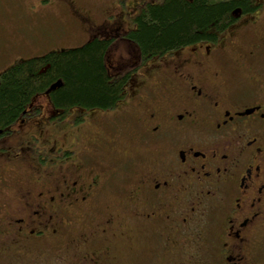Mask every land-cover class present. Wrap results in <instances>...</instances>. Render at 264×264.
Returning <instances> with one entry per match:
<instances>
[{
	"label": "flooded vegetation",
	"instance_id": "af4514ba",
	"mask_svg": "<svg viewBox=\"0 0 264 264\" xmlns=\"http://www.w3.org/2000/svg\"><path fill=\"white\" fill-rule=\"evenodd\" d=\"M10 1L0 63L66 14L107 42L118 95L57 105L59 80L0 126V264H264V0L149 55L129 33L154 0H111L100 22L75 0Z\"/></svg>",
	"mask_w": 264,
	"mask_h": 264
},
{
	"label": "trees",
	"instance_id": "16d2710c",
	"mask_svg": "<svg viewBox=\"0 0 264 264\" xmlns=\"http://www.w3.org/2000/svg\"><path fill=\"white\" fill-rule=\"evenodd\" d=\"M254 0H154L145 2L132 20L129 33L144 54L175 48L234 20L240 8L248 11ZM107 42L87 39L79 46L50 50L9 65L0 72V126L10 120L27 98L45 91L57 80V105L111 106L118 95L116 82H107L102 66Z\"/></svg>",
	"mask_w": 264,
	"mask_h": 264
},
{
	"label": "rangeland",
	"instance_id": "374dc122",
	"mask_svg": "<svg viewBox=\"0 0 264 264\" xmlns=\"http://www.w3.org/2000/svg\"><path fill=\"white\" fill-rule=\"evenodd\" d=\"M0 1H3L4 3L3 6H5L4 9L2 8L0 9V17H1L0 18V28L4 27L3 32L6 33L7 35H10V31L13 30V28H15L16 26L15 23L17 22L18 19H20V18L13 16L14 14L16 15V12H17L16 5H19V4L13 5L10 0H0ZM20 1L24 2V0H20ZM75 1L78 3L79 6H86V7L91 6L93 8L92 10H90V13H92L91 15L92 21L100 22L101 13L105 5L109 3L111 0H105V1L103 0H75ZM34 25H35L34 27H36L38 24L35 23ZM50 25H52V27L50 28H48L47 26L45 27L44 29L45 35H49L51 34V32H53V30L54 31L57 30V25H59V27L63 29V32L60 33V35L54 38L52 41L51 40L49 41L48 39V40L42 41L43 43L36 42V43L30 44L27 47H24L21 42V44L18 46V50L16 52L14 51L13 56L10 57L9 60L1 61L0 69L5 67L8 64V62H10L11 59H13V57L15 56L20 55L22 57H27L31 55H38L40 52L45 51L46 48H49L51 46H58V47L74 46L75 47V46L81 45L82 43H84V41L87 40L86 38L87 29H85L83 26H78L74 21L70 20L66 14L61 16L60 19H58V22H51ZM21 33L24 34L23 31H21ZM28 35H31L33 38L34 36H36L34 34H28ZM39 44H46L47 46L46 47L41 46L45 48H38ZM48 45H51V46H48Z\"/></svg>",
	"mask_w": 264,
	"mask_h": 264
},
{
	"label": "water",
	"instance_id": "95a60500",
	"mask_svg": "<svg viewBox=\"0 0 264 264\" xmlns=\"http://www.w3.org/2000/svg\"><path fill=\"white\" fill-rule=\"evenodd\" d=\"M58 85H59V81L53 82V83L49 86V88L47 89V91H50V90L55 89V87L58 86Z\"/></svg>",
	"mask_w": 264,
	"mask_h": 264
}]
</instances>
